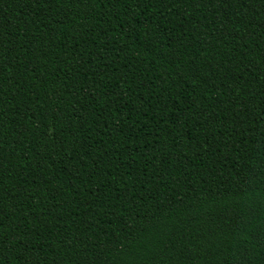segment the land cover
Returning <instances> with one entry per match:
<instances>
[{
    "label": "trees",
    "instance_id": "16d2710c",
    "mask_svg": "<svg viewBox=\"0 0 264 264\" xmlns=\"http://www.w3.org/2000/svg\"><path fill=\"white\" fill-rule=\"evenodd\" d=\"M0 264H264V0H0Z\"/></svg>",
    "mask_w": 264,
    "mask_h": 264
}]
</instances>
